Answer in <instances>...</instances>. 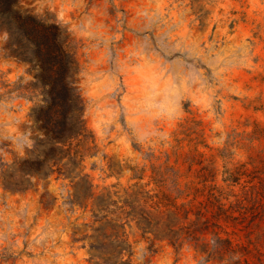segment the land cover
<instances>
[{"label": "rangeland", "instance_id": "obj_1", "mask_svg": "<svg viewBox=\"0 0 264 264\" xmlns=\"http://www.w3.org/2000/svg\"><path fill=\"white\" fill-rule=\"evenodd\" d=\"M24 2L31 0H18V6ZM36 3L38 11H50L41 17L48 22H56V15L57 22L69 23L85 11L80 0ZM86 14L101 26L102 40L80 58L85 64L94 60L99 71L118 61L125 92L150 96L166 90L162 74L191 68L188 60L203 65L202 72H216L211 94L207 85L190 92L180 121L156 125L169 133L163 144L129 143L119 124L105 122L106 109L90 103L83 110L92 149L81 168L95 194L134 184L152 195L178 193L177 204L191 200L195 210L206 207L226 231L220 235L231 239L229 249L206 259L191 245L175 248L166 240L148 249L134 227L126 228L130 264H264V0H88ZM4 46L0 135L12 138L37 97L31 98L32 80L25 85L32 77L28 65ZM102 88L88 89L87 96L103 104ZM154 115L129 119L145 135L154 131ZM23 157L0 145V264H91L82 238L91 232L92 219L88 208L65 204L69 178L53 173L31 176L30 187L21 191L3 187L2 170ZM219 204L229 220L213 217Z\"/></svg>", "mask_w": 264, "mask_h": 264}, {"label": "trees", "instance_id": "obj_2", "mask_svg": "<svg viewBox=\"0 0 264 264\" xmlns=\"http://www.w3.org/2000/svg\"><path fill=\"white\" fill-rule=\"evenodd\" d=\"M0 29L9 35L4 46L8 54L26 62L32 73L31 89L41 92L43 103L30 109L29 118L45 137L36 140L34 150L25 158L2 170L4 188L27 189L31 176L46 179L57 173L69 178L72 190L65 204L88 208L92 219L91 232L82 238L88 241L83 246H87L91 264H130L132 247L126 228L132 227L146 240L148 249L156 241L166 240L175 248L191 245L206 259L229 249L231 239L220 235L226 231L211 221L207 208L195 210L191 200L177 204L178 193L152 195L143 185L134 184L121 191L108 188L95 194L89 175L81 168L83 156L92 149L88 143L92 133L82 119L81 98L69 84L76 62L64 47L67 35L57 22L20 8L18 0H0ZM69 45L66 48L70 50ZM34 96L38 103L36 92L31 98ZM221 216L229 220L231 215L219 204L213 217Z\"/></svg>", "mask_w": 264, "mask_h": 264}, {"label": "clouds", "instance_id": "obj_3", "mask_svg": "<svg viewBox=\"0 0 264 264\" xmlns=\"http://www.w3.org/2000/svg\"><path fill=\"white\" fill-rule=\"evenodd\" d=\"M80 2L85 5V11L79 14L76 19L69 23L57 22L56 15L55 19L62 30V34L68 37L64 47L74 57L76 62L70 70L68 80L70 86L81 98L84 111L90 103L93 104L94 110L96 106L106 109L103 113L105 122L113 128L119 124L121 129L125 130L126 137H130L129 143L133 140L137 144L145 142L149 144L152 142L165 143L169 139V133L162 128L156 127V125L160 121L168 123L180 121L184 114V103L190 92L199 91L207 85V92L211 94L215 90L213 81L215 80L216 72H202L201 68L203 65L188 60L186 63H192L191 68H178L175 72L165 70L162 74V79L167 80L168 87L164 91L153 90L150 96H141L123 91V82L118 79L123 69L118 61L114 60L109 69L99 71L94 60H89L85 64L80 58L85 49L98 48L102 40L101 26L96 23L92 15L86 14L88 0H80ZM21 8L31 10L38 18L43 17L45 11L50 12L46 7L38 11L36 0H31L30 4L21 3ZM8 39L9 35L7 32H0V48ZM69 42H71L70 45ZM66 45H69L70 50L66 48ZM31 80L32 77L25 85ZM101 85H103L101 91L105 101L103 104H101V99L87 96L88 89L99 88ZM32 91L39 96V102L33 104L32 107L42 104L43 97L41 92L39 90ZM144 113L155 114L151 121L154 131L149 130L145 135H142L139 123L130 120L129 117ZM28 120L31 122L29 123ZM44 138V134L36 130L33 121L29 119L27 113V120L18 122L17 133L13 134L12 138L0 135V145L11 146V151L13 152H23L25 158L28 153L34 150L36 140Z\"/></svg>", "mask_w": 264, "mask_h": 264}]
</instances>
